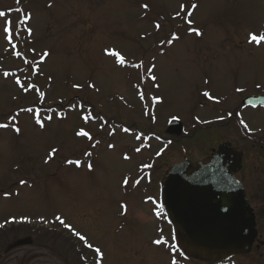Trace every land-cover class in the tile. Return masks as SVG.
I'll use <instances>...</instances> for the list:
<instances>
[{"label": "rangeland", "instance_id": "obj_1", "mask_svg": "<svg viewBox=\"0 0 264 264\" xmlns=\"http://www.w3.org/2000/svg\"><path fill=\"white\" fill-rule=\"evenodd\" d=\"M0 12V238L32 236L0 264H188L154 213L159 181L221 139L261 142V110L240 101L264 96V41L249 42L264 0H0ZM173 117L188 135L167 138ZM239 122L259 130L244 138Z\"/></svg>", "mask_w": 264, "mask_h": 264}, {"label": "water", "instance_id": "obj_2", "mask_svg": "<svg viewBox=\"0 0 264 264\" xmlns=\"http://www.w3.org/2000/svg\"><path fill=\"white\" fill-rule=\"evenodd\" d=\"M243 103L264 105V97L249 96ZM180 130L181 124L172 122L166 132L180 135ZM240 161V151L222 143L204 161L178 163L164 173L161 203L187 255L221 259L246 251L252 243L253 209L231 173L240 167ZM24 241L29 240L18 244Z\"/></svg>", "mask_w": 264, "mask_h": 264}, {"label": "flooded vegetation", "instance_id": "obj_3", "mask_svg": "<svg viewBox=\"0 0 264 264\" xmlns=\"http://www.w3.org/2000/svg\"><path fill=\"white\" fill-rule=\"evenodd\" d=\"M258 110H261L264 117V107ZM240 115L244 116V113L241 112ZM231 116H237V110ZM262 123L263 125L260 128V132H263L262 136H260L261 142L259 140L252 141L251 146L253 149H245L242 144L243 138L231 137L219 140V142L229 141L232 146L242 150L241 167L236 172V176L244 187L245 199L253 207L256 227L254 241L247 252H236L229 261L198 262L199 264H223V262L227 264H264V118ZM237 127L244 138L248 137V129L243 128L239 123ZM247 127L250 126L247 124ZM258 143H260L259 149L256 150L255 145Z\"/></svg>", "mask_w": 264, "mask_h": 264}, {"label": "snow or ice", "instance_id": "obj_4", "mask_svg": "<svg viewBox=\"0 0 264 264\" xmlns=\"http://www.w3.org/2000/svg\"><path fill=\"white\" fill-rule=\"evenodd\" d=\"M142 7L147 8L148 6H147V5H142ZM192 7L195 8L196 5L193 4ZM180 10H181V12L185 10V6H184L183 4L180 5ZM18 11H19V10H18ZM4 15H5V13L0 12V17H4ZM176 15L179 16V15H180V12H177ZM189 23H191V21H189ZM10 25H11V21H9V20H5V23H4V26H3V29H2V31H3L5 34H8V33H10V32L12 31ZM156 27L159 28V24H157ZM190 31H196L197 34H200L198 29H195V30H194V29H190ZM28 32H29V34H30V33H31V29H28ZM5 38L10 40V39H11V36L6 35ZM175 38H176V36H175V34L173 33V39H175ZM253 41H255L257 44H259V43H261L262 41H264V33H261L259 36H256L255 34H250L249 42H253ZM167 42H168V43H172L171 40H169V41H167ZM43 55H44V56H47L48 53L45 52V53H43ZM119 62H120V63H124L123 59H120ZM135 66L138 67L139 65H135ZM151 71H152L151 68L148 69V72H151ZM152 79L155 80V79H156L155 76H152ZM17 83H19V81H17ZM90 86H92V85H90ZM22 87H23V85H22ZM31 87H33V85H29L27 88H24L23 90H24V91H28L29 88H31ZM74 87H79V86H78V85H74ZM257 87H259V85H257ZM237 91H241V89H237ZM41 95H43V93H41ZM204 95H205L206 97L211 98V97H210V93H208L207 91L204 92ZM141 98H143V97H141ZM25 110L28 111V112H32V111H33V109H31V108H28V109H25ZM85 119H87V118H85ZM36 123H37L38 125H40L41 127H43V123L41 122V119H40L38 116L36 117ZM0 127H8V125H7V124H0ZM15 131L19 132V129H18V128H15ZM76 134H77L78 136H81V135H83V136H89V134H88L87 132L83 131V130L78 131ZM90 138H91V137L89 136V139H90ZM110 147H111V145H110ZM55 151H56V149H52V153H53V154L55 153ZM137 151H139V149H137ZM86 155H87V153H86ZM126 158H127V157H126ZM68 163H72V162H71V161H68ZM77 163H78V162H77ZM89 168H91V165H89ZM127 182H128V181H127V178H125L124 183L127 184ZM21 183L23 184V183H25V182H24V181H21ZM125 207H126V206H125ZM57 220H59V222H60L65 228H69V229H71V226L68 225V224H66V223H65L60 217H57ZM73 233H74V235H76L77 237H79L80 240L85 241V243H87L86 238H85L83 235H81V233L76 232L75 230H73ZM156 243H160V241L158 240V241H156ZM88 246L91 247V245H88ZM95 251H96L97 253L100 252V250H99L98 248H97Z\"/></svg>", "mask_w": 264, "mask_h": 264}]
</instances>
